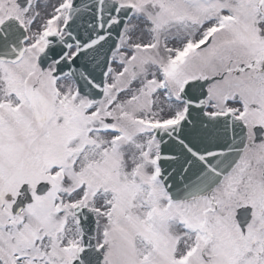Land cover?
Wrapping results in <instances>:
<instances>
[{
    "label": "snow or ice",
    "instance_id": "1",
    "mask_svg": "<svg viewBox=\"0 0 264 264\" xmlns=\"http://www.w3.org/2000/svg\"><path fill=\"white\" fill-rule=\"evenodd\" d=\"M0 264H264V0H0Z\"/></svg>",
    "mask_w": 264,
    "mask_h": 264
}]
</instances>
